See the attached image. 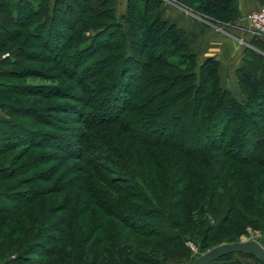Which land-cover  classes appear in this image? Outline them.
Here are the masks:
<instances>
[{"label": "trees", "instance_id": "1", "mask_svg": "<svg viewBox=\"0 0 264 264\" xmlns=\"http://www.w3.org/2000/svg\"><path fill=\"white\" fill-rule=\"evenodd\" d=\"M177 1L240 15L235 0ZM114 2L0 0V264H157L146 241L186 254L202 212L264 233V46H243L237 98L162 0H125L118 16ZM25 76L43 81L6 80ZM232 254L264 264L243 251L207 264Z\"/></svg>", "mask_w": 264, "mask_h": 264}, {"label": "crops", "instance_id": "2", "mask_svg": "<svg viewBox=\"0 0 264 264\" xmlns=\"http://www.w3.org/2000/svg\"><path fill=\"white\" fill-rule=\"evenodd\" d=\"M235 2L240 14L254 10L261 4L260 0ZM160 10L164 18L181 26L187 32L188 44L195 51L198 60L206 56H212L217 60L220 85L228 88L237 98H242L235 69L241 63L244 45L258 49L255 44L249 43L252 35L243 31L237 20L232 23L212 21L200 13L182 10L169 2H161ZM256 38L264 46V34L256 35ZM238 258L237 264H251L248 263L251 262L248 257Z\"/></svg>", "mask_w": 264, "mask_h": 264}, {"label": "rangeland", "instance_id": "3", "mask_svg": "<svg viewBox=\"0 0 264 264\" xmlns=\"http://www.w3.org/2000/svg\"><path fill=\"white\" fill-rule=\"evenodd\" d=\"M162 2H169V3H172L174 4L175 6L181 8L182 10H186V11H192L194 13H197L195 11H193L192 9L184 6L183 4L179 3L177 0H162ZM114 6H115V14L118 16L119 13H121L123 10H125V0H115L114 2ZM160 15V17H163L162 16V11L160 10V7H159V10L157 11ZM201 16H204L201 14ZM164 18V17H163ZM167 19V18H166ZM177 25V24H176ZM179 26V25H177ZM85 33H91L90 31H86ZM1 56V55H0ZM14 78H11V79H6L8 81H12L14 83H21L22 81H27V82H34V81H43L42 78L40 77H35V76H25L22 80L20 79H14ZM31 126H37L36 123L34 122H30ZM52 130V129H50ZM39 150H45V151H49L47 150L46 148H37ZM54 160H52L50 163H58L59 160H55V162H53ZM71 161V163L73 162V160H69ZM67 163H69L67 161ZM37 167H44V165L42 164H37ZM21 175H25V174H21ZM17 177L19 176H15L13 178L16 179ZM11 182V181H10ZM38 183L40 184H44V182H39ZM8 184V182H7ZM253 187H251V191L248 192L249 196H253V198H255V195H256V190H255V186L254 184L252 183ZM258 194L256 195L257 198H259L256 203L257 204H261L262 202V198L264 197V186L259 188L258 189ZM241 195H246V194H239L238 196V199L236 201V206H237V209H244L242 208L241 204H240V201H242V199H244L245 196H241ZM259 204V205H260ZM200 216V219L203 220V223H209L210 225H212L211 227V230L209 231V233L207 234V237L205 238H201V233H202V229H203V225H199L198 227H196V230L195 232L193 231H188V238L184 240V245L186 246L187 248V253L184 254V255H180V256H176V257H167V258H163L162 255V249H160L159 245H156L154 242L152 241H149L146 243L147 244H150L153 249L155 250V253L151 251L150 254L153 255V257H156L157 260V264H188L190 262V259L191 257H194L198 252H202L204 251L206 248L214 245V244H217L219 242H224V241H232V240H238V239H241V238H254V237H259V242L264 246V233H261L260 232V229L259 228H256L250 224H245L242 228L240 227V229H234V228H231L230 227V223L229 222H226L222 225V228L219 230L218 228L216 229V221L217 219H219V216L216 217L215 221L214 218L212 219V217L208 216L207 214H204L203 212L199 214ZM231 216L234 215L233 214H230ZM109 221H112V223H107V225L109 227H114L116 226L115 224H118L120 225L119 223H116L117 221H113L111 219H109ZM227 227V228H226ZM225 228V229H224ZM143 239V238H142ZM146 240V239H144ZM205 243V249L201 250L200 248V245H203ZM144 245V244H143ZM140 248L144 249L145 247L143 246H140ZM148 249V248H146ZM228 257H231L230 259L233 260V262H230V263H221V262H213L211 264H237V260L239 259L238 257H248L249 259H251L248 263H251V264H257V262L250 256H245V255H241V254H232L231 256H228ZM235 260V261H234ZM146 264V263H144ZM148 264V263H147Z\"/></svg>", "mask_w": 264, "mask_h": 264}, {"label": "water", "instance_id": "4", "mask_svg": "<svg viewBox=\"0 0 264 264\" xmlns=\"http://www.w3.org/2000/svg\"><path fill=\"white\" fill-rule=\"evenodd\" d=\"M237 251L253 253L264 261V246L259 242L258 237H250L214 244L197 253L188 264H207L221 255Z\"/></svg>", "mask_w": 264, "mask_h": 264}, {"label": "built area", "instance_id": "5", "mask_svg": "<svg viewBox=\"0 0 264 264\" xmlns=\"http://www.w3.org/2000/svg\"><path fill=\"white\" fill-rule=\"evenodd\" d=\"M238 26L249 34H264V4L259 5L254 10L240 14Z\"/></svg>", "mask_w": 264, "mask_h": 264}]
</instances>
